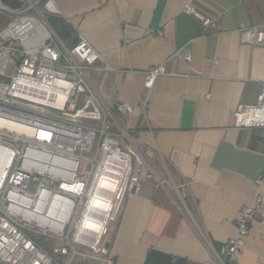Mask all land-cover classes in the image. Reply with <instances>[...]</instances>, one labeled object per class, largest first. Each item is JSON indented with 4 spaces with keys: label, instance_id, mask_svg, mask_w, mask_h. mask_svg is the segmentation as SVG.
Instances as JSON below:
<instances>
[{
    "label": "crops",
    "instance_id": "1",
    "mask_svg": "<svg viewBox=\"0 0 264 264\" xmlns=\"http://www.w3.org/2000/svg\"><path fill=\"white\" fill-rule=\"evenodd\" d=\"M53 1L67 47L80 34L102 57L86 71L90 83L108 107H136L120 121L153 150L138 192L108 222L102 256L112 264L209 261L206 240L219 249L235 235L239 209L257 194L264 206V183L255 182L264 170V128L237 127L233 116L239 104L255 102L264 81V44L241 42L237 31L264 27V0ZM186 4L209 24L186 13ZM179 49L174 74L146 88L144 71ZM68 264L105 263L75 255ZM237 264H264V222L250 228Z\"/></svg>",
    "mask_w": 264,
    "mask_h": 264
},
{
    "label": "built area",
    "instance_id": "2",
    "mask_svg": "<svg viewBox=\"0 0 264 264\" xmlns=\"http://www.w3.org/2000/svg\"><path fill=\"white\" fill-rule=\"evenodd\" d=\"M39 1L24 0L13 7L0 0V14L10 18L0 29V77L9 78L0 80V122L33 131L19 133L0 125V163L8 161L0 179V264H68L75 255L112 264L110 254L102 256L108 222L123 200L138 192L140 169L148 166L153 150L139 146L137 129L119 119L136 107L123 101L108 107L90 83L86 71L102 61L100 53L80 34L67 47ZM43 8L58 13L53 0H44ZM184 10L209 24L188 4ZM237 31L241 42L264 44L262 26L241 24ZM178 56L182 49L146 69L145 87L158 76L173 75ZM102 68L110 69L106 64ZM138 110L144 113V101ZM233 116L237 127L264 128V81L255 102L239 104ZM91 151L92 157L85 154ZM110 175L118 177L112 215L101 231L87 233L82 221L93 214L91 196L98 179ZM151 176L149 171L146 177ZM31 182L37 183L34 193L27 190ZM255 182L264 183V170ZM263 222L264 206L257 194L239 209L233 237L219 249L206 240L210 260L201 264H237L250 228ZM37 237L51 242L50 250Z\"/></svg>",
    "mask_w": 264,
    "mask_h": 264
},
{
    "label": "bare ground",
    "instance_id": "3",
    "mask_svg": "<svg viewBox=\"0 0 264 264\" xmlns=\"http://www.w3.org/2000/svg\"><path fill=\"white\" fill-rule=\"evenodd\" d=\"M62 99H59L60 103ZM0 125L6 126L9 129L16 130L19 133L31 134L33 131L26 126L15 124L8 121H1ZM6 162L0 163V169L7 164ZM118 177L116 175L100 177L97 181V187L94 194L91 196L90 205L93 208L90 216L82 221V227L91 232H99L103 229L106 220L113 212V197L118 192ZM82 239V238H81Z\"/></svg>",
    "mask_w": 264,
    "mask_h": 264
},
{
    "label": "rangeland",
    "instance_id": "4",
    "mask_svg": "<svg viewBox=\"0 0 264 264\" xmlns=\"http://www.w3.org/2000/svg\"><path fill=\"white\" fill-rule=\"evenodd\" d=\"M43 2H44V0H41L39 3H38V6H39V8L43 11V13L47 16V18L49 19V21H52V20H54L53 19V17H52V15L53 14H50V13H47L45 10H44V8H43ZM10 20V18L8 17V16H6V15H1L0 14V29L2 28V27H4L5 25H6V23L8 22ZM56 22V21H55ZM55 22L53 23L54 25H56L55 24ZM65 38L66 37H62V39L63 40H65ZM10 71H11V69H8V73H10ZM0 80H2V81H4V82H8L9 81V78H7V77H0ZM120 119V118H119ZM87 156H90V157H92L93 156V151H91L90 153H85ZM4 162H6V160L4 161ZM2 170L0 169V179H1V177H2ZM36 186H37V183L36 182H31L30 183V185L28 186V191L30 192V193H34V191H35V189H36ZM38 242H42V245H43V247L44 248H48V247H50V244H51V242H49L48 240H46V239H44V237L43 238H41V237H37V238H35Z\"/></svg>",
    "mask_w": 264,
    "mask_h": 264
},
{
    "label": "trees",
    "instance_id": "5",
    "mask_svg": "<svg viewBox=\"0 0 264 264\" xmlns=\"http://www.w3.org/2000/svg\"><path fill=\"white\" fill-rule=\"evenodd\" d=\"M49 22L54 27V29L56 30V32L58 33L61 39L62 37H66L65 31L63 30L62 26L59 23L55 22L54 20L49 21ZM54 22L56 25L53 24Z\"/></svg>",
    "mask_w": 264,
    "mask_h": 264
},
{
    "label": "water",
    "instance_id": "6",
    "mask_svg": "<svg viewBox=\"0 0 264 264\" xmlns=\"http://www.w3.org/2000/svg\"><path fill=\"white\" fill-rule=\"evenodd\" d=\"M107 246H108V243H105L104 248H107Z\"/></svg>",
    "mask_w": 264,
    "mask_h": 264
}]
</instances>
